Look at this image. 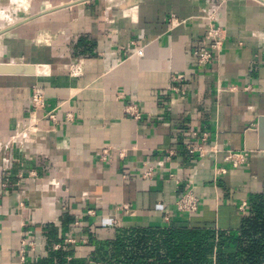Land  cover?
Segmentation results:
<instances>
[{
  "label": "crops",
  "instance_id": "0c3cea01",
  "mask_svg": "<svg viewBox=\"0 0 264 264\" xmlns=\"http://www.w3.org/2000/svg\"><path fill=\"white\" fill-rule=\"evenodd\" d=\"M210 14L226 35L201 66L193 52ZM0 64L21 65L0 72V264H98L96 247L119 228L237 230L241 204L264 192V150L239 167L224 160L264 115V0H0ZM174 74L185 75L178 93ZM35 85L46 91L36 116ZM192 132L218 152L189 157ZM110 146L127 155L101 159ZM188 178L201 199L192 214L176 209ZM23 237L37 247L24 262Z\"/></svg>",
  "mask_w": 264,
  "mask_h": 264
},
{
  "label": "trees",
  "instance_id": "16d2710c",
  "mask_svg": "<svg viewBox=\"0 0 264 264\" xmlns=\"http://www.w3.org/2000/svg\"><path fill=\"white\" fill-rule=\"evenodd\" d=\"M239 228H119L94 257L98 264H263L264 192L251 194Z\"/></svg>",
  "mask_w": 264,
  "mask_h": 264
},
{
  "label": "built area",
  "instance_id": "2783aa9c",
  "mask_svg": "<svg viewBox=\"0 0 264 264\" xmlns=\"http://www.w3.org/2000/svg\"><path fill=\"white\" fill-rule=\"evenodd\" d=\"M228 0H220V3H225ZM172 16V15H171ZM208 23L207 26L204 30L203 35L201 36L200 40L194 47V57L196 58V61L201 65V66H207L209 63H211L215 57L219 54L223 47V43L225 40V29L223 26L218 24L216 21V15L215 14H210L208 17ZM172 25H177L182 22V20H178L174 15L172 16ZM129 55H143V48H137L133 49L132 51H129ZM128 55V56H129ZM129 56V57H130ZM83 69L82 63H74L70 65V71L71 74H79L81 73ZM173 77L171 78V83L168 87L169 90L174 91V92H181V86L179 85L180 82H182L185 79V75L183 74H174L172 75ZM32 92V99H31V111L34 116H36L37 111L39 109L43 108L45 106V90L42 86L40 85H35L33 88ZM183 93V92H182ZM126 113L133 118L139 120L143 117V113L140 109V107L135 104V103H130L129 105L126 106ZM47 116L56 121V113L53 111L47 112ZM28 127L30 131H37L38 129V123L33 121L32 123L28 124ZM207 139L208 135L206 133H203L201 137H198V134L196 132H192L191 136L189 139L186 140L185 142V148L186 151L191 158H205L207 155L210 153H217L218 152V147L216 145H207ZM16 141V139H14ZM118 147L115 146H110V147H105L102 150V155L101 159H106L109 151L112 149H117ZM127 149L125 148H118L119 156L121 158H124L127 155ZM250 150L248 149H241V150H228L225 154L224 160L225 162L230 163L233 167H239L245 163H247V158ZM169 154H174V151H170ZM145 172V176H151L152 175V167L148 168ZM227 171V167L225 166H216L215 172L217 174H222ZM32 177L36 176V173L33 172L31 173ZM24 177H19L18 179L12 180L10 177H6L5 181L1 183L2 186L8 187L11 185H22L24 183ZM187 188L184 190L180 196L178 197L176 201V209L177 211L181 213H196L199 208H200V203L201 199L199 195L196 192V186L191 178L187 179ZM240 210L245 214L248 210V202L244 201L241 206ZM93 211H89L91 214ZM164 218L166 220H170V215L168 213L165 214ZM65 242L67 243H75L73 238H66ZM62 245L61 244H56V248H60ZM36 243L28 239L26 237L22 238L20 249H19V254H20V259L22 261L27 260V255L29 252L35 251L36 250ZM264 264V263H263Z\"/></svg>",
  "mask_w": 264,
  "mask_h": 264
},
{
  "label": "water",
  "instance_id": "95a60500",
  "mask_svg": "<svg viewBox=\"0 0 264 264\" xmlns=\"http://www.w3.org/2000/svg\"><path fill=\"white\" fill-rule=\"evenodd\" d=\"M21 65L0 64V72H10L9 70H20ZM25 72H32L30 66L21 67ZM245 148L248 150H264V115L258 119L257 127L250 128L245 133Z\"/></svg>",
  "mask_w": 264,
  "mask_h": 264
}]
</instances>
